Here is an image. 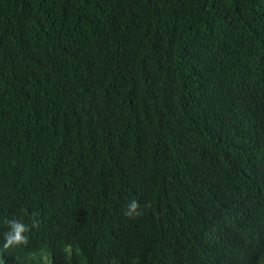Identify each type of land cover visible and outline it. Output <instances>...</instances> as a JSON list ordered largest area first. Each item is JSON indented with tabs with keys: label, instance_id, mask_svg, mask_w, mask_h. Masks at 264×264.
<instances>
[{
	"label": "trees",
	"instance_id": "1",
	"mask_svg": "<svg viewBox=\"0 0 264 264\" xmlns=\"http://www.w3.org/2000/svg\"><path fill=\"white\" fill-rule=\"evenodd\" d=\"M240 208L264 218V0H0V264H218ZM10 219L28 240L5 249ZM188 230L164 261L110 244Z\"/></svg>",
	"mask_w": 264,
	"mask_h": 264
},
{
	"label": "clouds",
	"instance_id": "2",
	"mask_svg": "<svg viewBox=\"0 0 264 264\" xmlns=\"http://www.w3.org/2000/svg\"><path fill=\"white\" fill-rule=\"evenodd\" d=\"M45 141L42 138V142ZM37 157H35L36 159ZM39 158V157H38ZM42 190L35 193V196L38 198L40 192ZM142 213L141 206L139 202L135 199L130 200L124 209V215L129 217L139 216ZM208 218H206L207 220ZM264 218L262 217H253L247 214L243 209L235 210L232 213H225V218H222L220 222L217 224L215 223L209 232V237L211 240L216 241V244L222 242V253L220 255L215 256L216 261L218 264H228L226 263V256L229 247L226 246L223 241L225 239H229L233 235L235 236L236 231L242 236V238L247 241L248 243L252 244L246 237L242 235L240 230L238 229V225L243 222H257L262 225V230L264 232V223H262ZM205 220V221H206ZM204 221V222H205ZM143 222L147 223L152 229H167L161 227L156 222L145 219ZM7 224V231H5L3 235V248L8 249L13 246H20L27 242L28 236L26 233L29 231L28 225L18 219H10L6 221ZM33 228L39 227V221L34 219L32 221ZM168 230V229H167ZM124 232L121 231L119 235H122ZM188 231L179 233L177 231L172 232V234L177 235L176 240L173 242L172 246L169 248L168 251H164L162 246L157 241H151L148 243H142V239L136 235H131L127 238L124 242H112L110 244L114 246H122L126 253L129 255L131 253H136L138 251L139 246H145L148 249V254H146L147 259L150 262H157L162 259V261L166 260L170 254L174 255L176 252L184 247L185 243L187 242L188 238ZM235 233V234H234ZM255 248V252L252 259V264H264V248L252 244ZM63 252L66 256H71L72 254V245L65 244L63 247ZM179 260V254L176 255L175 260L168 262L167 264H176Z\"/></svg>",
	"mask_w": 264,
	"mask_h": 264
}]
</instances>
